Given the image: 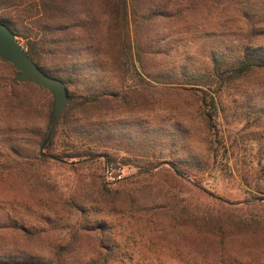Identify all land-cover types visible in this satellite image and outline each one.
Wrapping results in <instances>:
<instances>
[{
    "label": "rangeland",
    "instance_id": "374dc122",
    "mask_svg": "<svg viewBox=\"0 0 264 264\" xmlns=\"http://www.w3.org/2000/svg\"><path fill=\"white\" fill-rule=\"evenodd\" d=\"M4 3L0 17L10 10L12 0ZM18 40L26 43L21 37ZM164 45L178 66L187 57L199 62L212 50L200 37H183ZM261 81L264 74L250 80L251 112L264 106ZM151 83L146 96L132 94L116 117L136 123L149 119L153 126L158 122L165 127L176 125L179 136L188 139L185 145L151 148L138 142L71 141L57 124L43 161L40 150L44 134L49 132L52 95L37 90L30 109L19 117L0 107V253L48 258L53 247L91 246L83 238L72 242V234L86 230L94 236L106 224L105 234L111 235L107 244L125 247L126 264L131 262L130 254L134 264H264V211L255 207L264 198L260 174L264 167V117L255 119L257 111L246 115L247 106L222 96L223 108L218 114L211 112L213 128L208 138L200 116L201 103L194 101L193 94L179 93L172 84ZM86 85L78 82L69 92H97ZM128 86L134 87V83ZM87 152L94 157H69ZM147 165L158 168L149 174L144 172ZM174 167L184 174H177ZM108 170L122 179L113 181ZM174 197L183 212L175 227L171 225ZM147 203L158 205L160 216L144 212ZM209 209L213 214L221 209L225 216L220 217L235 225L233 216L240 212L253 224H261L245 227L248 231L239 235L229 234L220 250L218 239L197 235L189 221H182L184 216H201Z\"/></svg>",
    "mask_w": 264,
    "mask_h": 264
},
{
    "label": "trees",
    "instance_id": "16d2710c",
    "mask_svg": "<svg viewBox=\"0 0 264 264\" xmlns=\"http://www.w3.org/2000/svg\"><path fill=\"white\" fill-rule=\"evenodd\" d=\"M4 1L8 0H0V9L6 5ZM9 9L0 21L17 38L26 40V53L45 74L65 82L68 91L78 82L97 90L87 95L69 92L71 103L58 128L71 141L87 139L112 145L138 142L151 148L185 145L188 139L179 136L176 125L165 127L158 122L153 126L149 119L136 123L116 117L115 113L129 102L132 94L149 93L147 86L151 81L172 84L179 93L193 94L194 101L201 103L200 116L208 138L213 128L211 112L218 114L223 108L222 96L232 97L241 107L247 106L246 115L257 111L255 119L264 117V106L251 112L253 98L249 93L253 87L250 80L264 74V0H12ZM211 17L213 20H202ZM183 37L203 38L212 50L199 62L195 57H187L184 64H173L164 42ZM15 74L18 72L14 67L0 59V107L19 117L30 109L28 105L37 97V90L43 89L14 82ZM132 83L134 87L128 89ZM87 156L94 157L92 152L69 157ZM40 157L46 161V154ZM145 167L144 172L149 174L158 168ZM174 171L184 174L177 167ZM260 174L264 177V167ZM177 200L173 198L174 227L180 225L178 217L183 213ZM255 207L264 211V198ZM159 209L158 205L148 203L143 207L144 212L154 216H160ZM220 216H225L221 209L216 214L209 209L201 216H184L182 221H189L195 234L218 239L220 250L229 234L239 235L248 231L243 228L261 224H253L242 212L233 216L236 225ZM105 225L94 236L86 230L82 231L84 234H72V242L83 238L91 246L53 247L48 258L3 252L0 264H126L125 247L107 244L111 235L105 234ZM129 259L134 264L131 254Z\"/></svg>",
    "mask_w": 264,
    "mask_h": 264
},
{
    "label": "water",
    "instance_id": "95a60500",
    "mask_svg": "<svg viewBox=\"0 0 264 264\" xmlns=\"http://www.w3.org/2000/svg\"><path fill=\"white\" fill-rule=\"evenodd\" d=\"M0 59L11 64L18 72V75L13 79L14 82L31 83L49 92L53 97L54 107L50 120V129L40 150L41 156H44V150L58 122L61 120L67 106L71 103L67 86L62 80L45 74L26 53L23 45L19 42L10 28L1 21Z\"/></svg>",
    "mask_w": 264,
    "mask_h": 264
},
{
    "label": "built area",
    "instance_id": "2783aa9c",
    "mask_svg": "<svg viewBox=\"0 0 264 264\" xmlns=\"http://www.w3.org/2000/svg\"><path fill=\"white\" fill-rule=\"evenodd\" d=\"M107 175L110 177V179H112L113 181H118L122 179V176L119 174L117 176H114V173L112 172V170H108L107 171Z\"/></svg>",
    "mask_w": 264,
    "mask_h": 264
}]
</instances>
